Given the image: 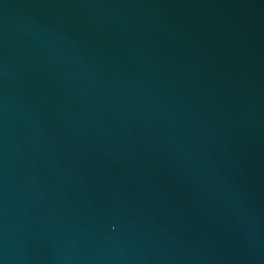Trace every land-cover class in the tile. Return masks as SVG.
<instances>
[{
    "label": "water",
    "instance_id": "water-1",
    "mask_svg": "<svg viewBox=\"0 0 264 264\" xmlns=\"http://www.w3.org/2000/svg\"><path fill=\"white\" fill-rule=\"evenodd\" d=\"M0 264H264V0H0Z\"/></svg>",
    "mask_w": 264,
    "mask_h": 264
}]
</instances>
